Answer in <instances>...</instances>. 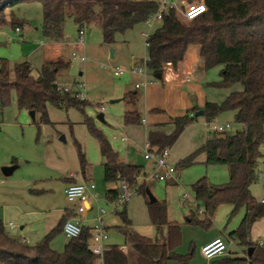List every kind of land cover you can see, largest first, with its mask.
<instances>
[{"label":"trees","instance_id":"1","mask_svg":"<svg viewBox=\"0 0 264 264\" xmlns=\"http://www.w3.org/2000/svg\"><path fill=\"white\" fill-rule=\"evenodd\" d=\"M207 12L191 22L184 21L174 9H164L162 26L149 34L147 42V70L152 76L163 74L167 66L174 69L183 61L191 45L200 47L206 70L221 67L218 82L209 83L216 89H231L237 84L243 89L231 92L222 103L208 102L202 110L193 109L184 116L173 119L171 134L151 131L148 142L158 154L171 149L184 131L194 124L198 111L204 112L207 123L215 122L225 111H233L236 123L243 130L233 135L215 136L207 140L192 154L178 162V168L190 167L199 154L206 155V165H226L230 168V181L223 185H212L206 177L193 184L197 209L203 208L204 219L195 212L186 218V223L209 229L212 218L220 205L230 204L233 214L246 207V215L229 237L247 247V256L227 255L217 258L210 264H264V248L250 240L253 225L264 219V203L252 195L251 188L258 182V169L264 144V0H202ZM22 4L42 6V34L49 43L65 41V25L71 19L78 30L97 23L102 32L103 42L113 45L119 35L145 23L159 11L156 0H0V31L10 22L11 27L20 30L27 24L18 18L13 8ZM70 66L68 61L59 58L46 62L39 75H33L29 62L16 64L13 69L7 59L0 58V123L4 110L11 105L12 96H17L20 111H33L40 122L50 124L48 106L57 109L76 108L84 111L89 104L80 100L77 91L64 93L58 90L57 78ZM126 98L135 102V94ZM127 126L141 125L139 112L130 111L124 116ZM85 124L90 134L98 141L103 156L104 182L108 185L125 181L130 188L138 186L142 167L120 161L104 135L95 126V120L86 118ZM83 179L87 181L88 162L81 144L75 142ZM119 177V178H118ZM139 190L146 194V185ZM118 190L109 189L108 198L113 201ZM125 207V206H124ZM149 217L157 236L149 238L132 230L126 211L118 212L125 228H119L132 252L119 246H110L104 253L103 264H170L178 261L188 264L195 256L191 245L186 255L177 253L182 243V226L171 221L166 204L148 203ZM71 217L65 214L58 225L34 247L10 236L0 216V264H96V256L89 249V229L70 239L63 252L51 247L58 233H62L64 223ZM253 249L252 253L250 250Z\"/></svg>","mask_w":264,"mask_h":264},{"label":"rangeland","instance_id":"2","mask_svg":"<svg viewBox=\"0 0 264 264\" xmlns=\"http://www.w3.org/2000/svg\"><path fill=\"white\" fill-rule=\"evenodd\" d=\"M165 1L176 4L179 9L182 8L183 1L203 2L202 0ZM13 12L18 18L27 21V24L17 32L8 21L0 31V58L7 59L12 69L15 64L29 62L35 77L39 75L46 62L55 61L58 57L65 60L69 58L71 69L67 75L59 76L57 82L60 85L82 83L89 103L84 111L76 108L57 109L49 105L50 124L41 123L39 115L34 122L28 111H20L15 94L12 96L11 105L4 110V120L10 127L8 129L2 127L6 133H0V163L9 156L21 158L24 162L12 176L5 177L0 174V215L10 236H27L30 246L34 247L58 225L62 218L61 209L71 206L63 196V189L71 182L85 181L75 142L81 144L86 155L89 164L88 177L98 186L96 192L104 197L106 190L114 187V184L108 185L104 182L102 167L104 159L98 141L90 134L85 124L86 118L95 120V126L104 133L121 161L143 166L146 171H150V164L144 158V146L148 141L149 130L146 126L127 128L124 123L127 112L139 109L130 102L129 98H126V95L134 92L138 95L142 94L141 89L136 90L135 84L142 83L143 78L133 74L115 77L113 69L119 66L129 69L135 61L141 63V60L147 56L144 34L153 32L159 23L153 28L147 27L144 23L138 24L124 37L118 36L113 45L103 42L101 28L94 23L84 28L85 45L80 46L79 30L75 23L68 19L65 25L68 44L58 47L47 42L43 37V14L40 4H22L13 8ZM41 43L43 45H40ZM74 52L84 54L87 62L73 59ZM143 65L144 62L141 66ZM220 71L221 67L209 69L210 81L221 80ZM147 75L154 82L160 83L161 79H156L148 70ZM242 89V85L237 84L228 90H218V94L239 92ZM117 100V103H111ZM101 113L104 116V123L97 119ZM200 122L194 130L183 133L179 141L170 149L171 160L175 167L180 157L182 159L192 154L206 139L203 121ZM214 123L231 126L230 130L217 132V136L233 135L243 130V126L235 122L233 111L223 112ZM122 133H126L130 139L129 145L114 140L115 136L119 137ZM260 151L263 157L260 159L258 169L259 179L251 188L252 195L257 201L264 196V144L260 147ZM205 159L204 154H199L190 167L178 168L175 184L171 185L169 182L156 179L147 180V184L145 183L146 189L152 193L157 202L167 205L169 219L182 226V243L177 253L186 255L190 244L194 245L195 256L188 264H210L216 260L217 258L208 260L202 255V242L214 237L228 238L239 227L247 212L246 207H242L233 214L234 207L223 204L217 208L209 229L186 223V218L191 212H195L200 220L204 219V215L198 213L193 184L204 177L212 185H223L230 181L228 166L206 165ZM25 161L30 163L27 164ZM1 167L2 164L0 169ZM35 176L38 177L34 178ZM143 183L144 179H141L139 187ZM120 186L121 182H118L116 187ZM139 187L137 192L132 194L131 201L119 212L126 211L131 222L129 227L132 230L142 235L156 237V229L148 212L149 197L140 191ZM185 194L188 195L186 199L183 198ZM100 204L108 211L113 207L112 203L104 201ZM105 221L109 226L107 245L125 247L126 252H132L130 244L119 230L126 226L121 217L118 214H109ZM10 222L15 224L17 229H8L6 225ZM22 226L25 228L21 230ZM251 231L255 241H261L264 248V219L255 223ZM68 242L69 239L58 233L52 240L51 247L63 252ZM246 248L236 239L230 240V250L238 253L239 257L244 250H247ZM171 264L181 263L173 261Z\"/></svg>","mask_w":264,"mask_h":264},{"label":"crops","instance_id":"3","mask_svg":"<svg viewBox=\"0 0 264 264\" xmlns=\"http://www.w3.org/2000/svg\"><path fill=\"white\" fill-rule=\"evenodd\" d=\"M183 2H186V1H183ZM157 23H159L157 28L162 26V21L157 22ZM155 24L152 27H149L146 24L145 25L149 28H153L155 26ZM130 31H128V32H130ZM128 32H126L123 35H119V36L124 37ZM153 32L146 33L144 35L146 36V35L152 34ZM66 44H68L66 37H65V41L62 43H53V45H56L58 47L59 46L63 47ZM59 58L60 57H58L57 59H59ZM65 61H68L70 63V66L66 72H63L59 76L67 75L71 69L70 59L68 58ZM142 62H143V60H141V63H138L137 61H135L134 64L141 66ZM57 80H58V78H57ZM148 80L151 83L140 88L142 90V94L138 95L137 92H134L136 97H135V102L133 104L138 106L139 109L137 108L133 111H137L140 113L141 118H142V124L141 125H131V126L126 125L127 128L134 129L135 127L146 126V128L149 130V133L151 131H163L166 134H171L172 130L174 129V125H173V119L174 118L184 116L187 112H189L193 109L202 110L204 108V106L206 105V103H208V102H211V103H219L220 101L223 102L230 95V92L227 94H224V93L218 94V90H220V89H216V88L209 86V83L218 82V81L217 80L210 81L211 75L208 73V70H206L204 67V62H203V59H202L201 53H200V47L198 45H191L188 48L183 61L178 65V67L176 69H174L170 66H167L164 70V73L162 74V78H161L160 83L154 82L149 77V75H148ZM140 89H136V90L139 91ZM225 90H228V89H225ZM86 99L88 100L87 96H86ZM28 114L30 115V112H28ZM30 117L32 118L31 115H30ZM32 120L34 121L35 118H32ZM200 120L203 121L202 125L204 126L205 135L207 136L206 139L204 141H202L203 142V143H201V146H202L207 140L212 139L215 136H217V132H215L212 129H208L209 123L206 122V119L204 116L198 117V120L194 124L190 125L184 131V133L194 130L195 127H197V125H199V123H201ZM2 127H4L5 129H8L10 127L9 124H7L6 121L4 120V117H3V121L0 123V133H4ZM122 137L128 138L126 133H122L119 137L115 136L114 140L120 141L122 143L129 145L130 139L128 138L127 142H123L121 140ZM148 137H149V134H148ZM205 157H206V155H205ZM182 159H184V158H182ZM182 159L180 157L179 161H181ZM145 160H147V159H145ZM169 160L174 165V163L171 160V152H170V159ZM147 161L150 164V171H146L143 166H140V167H142V173L138 177V186L137 187H139V181L141 179H144L143 184H145V183L147 184V180H152V179H148V178L153 171V164L150 160H147ZM205 161H206V159H205ZM23 162H24L23 159L17 158L15 156H12V157L9 156L8 158H5L0 163V164H2V167L0 169L1 170L0 174L5 176L2 172V169L5 167L14 166V167H16L15 170L12 172L11 175H9V176H12L22 166ZM25 162L27 164L30 163L29 161H25ZM103 162H104V160H103ZM103 162H102V165H103ZM124 163H126V162H124ZM128 164H130V163H128ZM132 165H134V164H132ZM137 166H139V165H137ZM103 173H104V170H103ZM9 176H5V177H9ZM37 177L38 176H35L34 178H37ZM85 182H93V181L89 178ZM166 182H169V184H171V185L175 184V182L172 180H168ZM71 183H74V182H71ZM116 184L117 183L114 184V187L112 189L118 190V187H116ZM64 189H63V196L66 199ZM97 189H98V186H96L95 191H97ZM106 192H107V190H106ZM106 192L104 194V197H102V196H100V194H98L99 195V201L94 204V209L88 215V218L91 220L87 224L86 228L89 229L92 226V224H93L92 219L96 215V206L101 205L100 204L101 201L108 202V203L113 202L108 198V196L106 195ZM73 210H74V205L72 203H71L70 207H66L65 209H61L62 217L68 213L72 217L73 216V212H72ZM110 215H114V214H110ZM1 218L3 220L2 216H1ZM3 222H4V220H3ZM10 223H12V222H10ZM9 224L6 225L8 229H10V230L17 229L15 224L12 223L15 226L14 228H10L8 226ZM24 228L25 227L22 226L20 229L22 230ZM108 229H109V226H108ZM143 236H146L149 238H154L152 235H143ZM156 236H157V234H156ZM12 237L16 238L19 241H21L22 239H27L29 241L28 244L29 245L31 244L30 240L27 236L18 235V236H12ZM108 238H109V236H108ZM221 238H223V237H221ZM223 239L226 241V243L228 245V250H229L228 255L238 256L237 255L238 253H233L230 250V240L232 238L228 237V238H223ZM211 240H213V238L208 239L207 241L204 240L202 242V246ZM250 240L256 244H259L261 242V241H255V238L252 237V231L250 234ZM191 245L194 247L193 244H190V247H191ZM106 246L110 247L111 245H107V242H106ZM121 249L126 251L125 247H123ZM246 256H247V250L246 251L244 250L243 253L240 255V257H246Z\"/></svg>","mask_w":264,"mask_h":264},{"label":"built area","instance_id":"4","mask_svg":"<svg viewBox=\"0 0 264 264\" xmlns=\"http://www.w3.org/2000/svg\"><path fill=\"white\" fill-rule=\"evenodd\" d=\"M159 4V11L151 16L145 24L149 27H152L155 23L162 21V13L164 9H174L178 13V15L186 22H191L195 20L197 17L203 15L207 12V6L204 2L200 3H186L183 2V6L181 9L178 8L176 4L168 3L165 0H157ZM17 32L21 30L19 28L16 29ZM85 31L84 28L79 30V39L78 44L80 46L85 45L84 40ZM149 35H146L145 45L148 48L149 43L147 42V38ZM40 45H43L42 43ZM73 59H79L81 62H87V58L84 54H78L74 52L72 54ZM144 65L137 66L133 64L129 69L123 66H119L113 69V75L115 77H123L125 75H139L143 78L142 83L135 84L136 89H140L149 83L147 75V62H149V56L143 59ZM58 90L64 93L70 92L72 90L77 91V97L80 100H87L86 94L83 89L82 83H75L74 85H60L56 82ZM230 124L226 125H216L214 122L208 124V129H212L215 132H222L225 130H230ZM121 140L123 142H127V137H122ZM144 157L147 160H150L153 164V171L150 174L148 179H156L161 182H165L168 180L176 181L177 170L176 167L170 162V149H166L160 154L156 152V150L149 144L147 141L144 146ZM119 178V177H118ZM121 186L118 188V196L112 202V209L110 211L106 210L104 207L97 205L96 206V215L93 217V224L89 228L90 237L88 239L89 249L96 256V264H103L104 253L107 250L106 241L108 240V225L105 221V218L109 214H117L124 206H126L130 201L132 194L137 192V188H130L125 181H120ZM96 185L94 182H77L70 183L66 186L64 193L68 202L74 205L73 216L69 218L63 225L62 234L67 239H75L78 238L83 229L86 228L87 224L91 219L88 218L89 213L94 209V204L99 201V195L95 191ZM184 199L188 198V195L185 194L183 196ZM260 203H264V196L259 201ZM203 208H200L198 213L203 214ZM10 228H14L15 226L10 223L8 225ZM22 243L28 244L29 241L27 239H22ZM259 245L263 246V243L260 242ZM202 255L208 259H216L220 257L227 256L229 254L228 245L226 241L217 237L213 240L207 242L202 246L201 249Z\"/></svg>","mask_w":264,"mask_h":264},{"label":"water","instance_id":"5","mask_svg":"<svg viewBox=\"0 0 264 264\" xmlns=\"http://www.w3.org/2000/svg\"><path fill=\"white\" fill-rule=\"evenodd\" d=\"M155 78L160 80V79L162 78V74H157V75L155 76ZM117 102H118V100H117V101H112L111 103H117ZM30 115L32 116V118H35V113H34L33 111L30 112ZM195 116H196V117L204 116V112H203V111H198V112L195 114ZM97 119L100 120V121L103 122V123L105 122V120H104V116H103L102 113L98 115ZM15 168H16V167H14V166L5 167V168L2 169V172H3V174H4L5 176H9V175L12 174V172L15 170ZM146 194H147V196L149 197V203H150V204H155V203H157L156 198L152 195V193H151L148 189H147V191H146ZM252 251H253V249L250 250V253H252Z\"/></svg>","mask_w":264,"mask_h":264}]
</instances>
